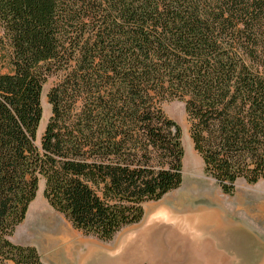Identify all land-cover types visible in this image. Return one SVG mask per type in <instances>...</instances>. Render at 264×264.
Wrapping results in <instances>:
<instances>
[{
  "label": "trees",
  "instance_id": "16d2710c",
  "mask_svg": "<svg viewBox=\"0 0 264 264\" xmlns=\"http://www.w3.org/2000/svg\"><path fill=\"white\" fill-rule=\"evenodd\" d=\"M0 34V264H44L10 241L40 181L53 211L102 242L178 189L170 101L222 194L264 182V0H0Z\"/></svg>",
  "mask_w": 264,
  "mask_h": 264
},
{
  "label": "rangeland",
  "instance_id": "374dc122",
  "mask_svg": "<svg viewBox=\"0 0 264 264\" xmlns=\"http://www.w3.org/2000/svg\"><path fill=\"white\" fill-rule=\"evenodd\" d=\"M1 50L0 47V53ZM2 61L3 55H0V74L7 73ZM58 80V76L49 77L42 87L40 95L42 117L36 133V145H39L50 117V106L46 95ZM162 109L180 129L183 148L182 182L178 189L166 194L162 200L144 203L143 216L140 221L147 220L149 207L161 205L175 209L177 216L172 218L175 222L179 221L183 224L181 220H178L182 215L181 211H190L195 214L194 216L184 214L192 216L193 219H197V212H216L222 217L220 218L222 226L218 229L220 234L217 237L211 231L208 235L207 232L206 234L201 233L195 238L186 236L183 239L184 242L180 239L177 245L170 244L171 251L177 247L178 251L169 258L156 259L158 264H261L257 260L264 262V218H260L264 215V182L248 185L243 181H238L232 196L222 194L218 186L203 174L202 161L194 152L189 138V123L184 112V105L179 101H170L164 103ZM42 191L43 181H40L35 196L37 198L30 203L24 221L16 227L10 241L20 246L35 248L44 264H68L65 248L57 246L58 237L65 231L64 226L70 229L71 226L60 214L48 206ZM211 228L213 229L214 226L211 225ZM153 234L155 233L143 234L135 239L140 241L142 257L145 259L155 255V249L152 246ZM82 236L97 242L95 237ZM218 238H221L222 242ZM155 240L159 243L156 238ZM191 240H196L198 243L200 241V243L191 246ZM166 249L167 247H162L160 251L164 253ZM71 250L73 251V248ZM137 253H135V248L129 247L124 258L117 259L115 264H132V259ZM189 253L194 257L192 261H186ZM142 264H148V262L144 261Z\"/></svg>",
  "mask_w": 264,
  "mask_h": 264
},
{
  "label": "crops",
  "instance_id": "0c3cea01",
  "mask_svg": "<svg viewBox=\"0 0 264 264\" xmlns=\"http://www.w3.org/2000/svg\"><path fill=\"white\" fill-rule=\"evenodd\" d=\"M169 208L162 207L161 205L149 207L148 214L146 215L149 216L146 221L143 220L134 225L122 228L109 242H102L96 239L98 243H95L87 237H83L82 234L74 229L64 226L65 231L58 237L59 244L57 247L65 248L68 264H115L117 259L124 258L126 250L129 247L135 248V253L138 252L132 259V264H142L144 261H147L148 264H158L156 259L169 258L178 251V247L174 251H171L170 244L174 243L177 245L180 239L184 242L183 239L186 236L195 238L201 233L206 234L207 232L208 235L211 231L216 234V237L219 236L218 229L222 226V217L216 212H197V219H193L192 216L195 214H192L190 211H181L182 215L178 218V220L183 222L181 224L179 221L175 222L172 220L173 217L175 218L177 216V213L175 209L172 210ZM184 214H191L192 216ZM183 217L188 219L184 220ZM211 225L214 226L213 229ZM149 233H155L152 235V246L155 249V255L145 259L142 257L140 241H136L135 239L143 234ZM155 238L159 243L156 242ZM220 239L218 238V240ZM220 241L222 242V240ZM199 243L196 240L190 241L191 246H196ZM162 247H167L166 252L162 253L160 251ZM71 248H73V251ZM193 259V255L189 253L186 261H192ZM257 261L264 264L263 260Z\"/></svg>",
  "mask_w": 264,
  "mask_h": 264
},
{
  "label": "bare ground",
  "instance_id": "6f19581e",
  "mask_svg": "<svg viewBox=\"0 0 264 264\" xmlns=\"http://www.w3.org/2000/svg\"><path fill=\"white\" fill-rule=\"evenodd\" d=\"M260 218H264V215H261Z\"/></svg>",
  "mask_w": 264,
  "mask_h": 264
}]
</instances>
